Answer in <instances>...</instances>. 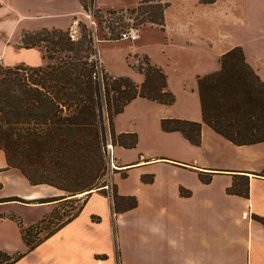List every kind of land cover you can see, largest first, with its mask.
I'll return each mask as SVG.
<instances>
[{
  "label": "crops",
  "instance_id": "crops-1",
  "mask_svg": "<svg viewBox=\"0 0 264 264\" xmlns=\"http://www.w3.org/2000/svg\"><path fill=\"white\" fill-rule=\"evenodd\" d=\"M84 2L0 0L3 66H44L39 49L21 48L23 35L43 29L74 31L87 16ZM233 41L264 82V34L252 52ZM169 60L165 57L166 64L158 66L165 69L176 102L172 106L143 98L132 102L160 109L157 129L147 138L155 148L161 142L164 149L128 161L117 153L135 151L140 136L118 121L122 114L114 120L117 134L135 133L139 139L134 149L113 148L118 167L112 185L118 196L137 200L134 209L116 213L109 189L93 191L75 219L30 250L24 229L41 223L65 200L51 202L62 197L57 189L31 185L19 170L8 167L6 154L0 151V264H264V225L256 219H264V143L236 146L205 124L199 147L178 132H164L163 120L203 122L198 78L220 69L218 61L203 73L195 69L188 79L181 62ZM136 80L141 85L145 77L139 74ZM242 178L248 180V197L229 192L235 181L246 182ZM18 182L20 191L12 186ZM22 211L34 217L27 220Z\"/></svg>",
  "mask_w": 264,
  "mask_h": 264
},
{
  "label": "trees",
  "instance_id": "trees-1",
  "mask_svg": "<svg viewBox=\"0 0 264 264\" xmlns=\"http://www.w3.org/2000/svg\"><path fill=\"white\" fill-rule=\"evenodd\" d=\"M93 3L84 2L87 12ZM149 3L146 0L139 9ZM153 7L159 13L150 23L163 29L165 7L161 3ZM78 25L85 34L77 41L70 30L43 29L23 35L21 48L39 49L46 61L44 66L0 65V151L6 154L8 167L19 170L33 186H51L70 197L105 188L100 183L108 167V136L115 146L134 149L138 145L137 134H117L115 130V118L130 103L137 98L165 106L176 102L166 74L147 57L137 68L145 77L141 85L100 68L91 60L95 55L92 32ZM198 93L203 122L163 120L164 132H178L199 147L205 124L236 146L264 143V82L247 62L241 47L221 57L218 71L198 78ZM242 179L246 182L235 181L229 192L248 197V180ZM73 183L75 188L70 189L67 185ZM112 187L116 213L137 206L135 198L120 197ZM72 199L62 196L51 202ZM82 208L38 242L31 241L32 230L44 225L52 213L36 226L24 229L30 250L75 219ZM256 219L264 225V219Z\"/></svg>",
  "mask_w": 264,
  "mask_h": 264
},
{
  "label": "rangeland",
  "instance_id": "rangeland-1",
  "mask_svg": "<svg viewBox=\"0 0 264 264\" xmlns=\"http://www.w3.org/2000/svg\"><path fill=\"white\" fill-rule=\"evenodd\" d=\"M145 1L98 0L97 3L94 0L87 16L79 22L92 32L95 55L91 60L97 62L100 68L112 76H125L139 85L136 79L141 73L137 68L144 63L146 57L157 67L163 65L162 63L166 64L163 61L165 57H169L170 60L176 59L181 62L185 75L190 79L195 69L203 73L214 67L227 49H234L233 39L243 43L251 52L256 51L261 45V35L264 34L263 0H149V5L139 9ZM159 3L165 7L163 29L150 23L152 18H158L159 11L153 6ZM181 22H183L182 25ZM209 22H216V26L211 27ZM130 26L140 30V39L134 43L121 41L120 33ZM70 32L71 35L74 34L75 41L80 40L85 34L79 25ZM228 32L232 34L233 39ZM183 56L185 58H182ZM192 56H197L198 60L189 58ZM162 70L165 73V69L162 68ZM160 115V109L150 103L144 101L130 103L118 121H121L125 128L136 131L140 136V144L135 151L126 153L118 151L117 154H122L128 161H134L140 153L147 155L156 151L161 152L164 149V147L161 149V142L156 143L155 148L147 138L148 134L151 135L156 131ZM108 138V145L115 148L111 137L108 136ZM106 156L108 167L100 186L105 185L112 194L111 179L115 175L114 167H118V164L114 159L113 151H107ZM78 182L80 181H75L77 185ZM83 184L84 182L81 183ZM12 186L21 190L19 182L12 183ZM67 186L70 189L75 188L74 183ZM95 189L97 187L93 190ZM55 192L63 197L74 199L58 204L47 222L32 230L31 241L38 242L43 239L55 226L74 215L83 205L88 194L86 192L70 197L71 194L67 192L60 190ZM22 212L27 220L34 217V214L28 211ZM5 233L10 236V232ZM15 238L14 233V240ZM12 245L20 247L19 243ZM22 264H31V261Z\"/></svg>",
  "mask_w": 264,
  "mask_h": 264
},
{
  "label": "built area",
  "instance_id": "built-area-1",
  "mask_svg": "<svg viewBox=\"0 0 264 264\" xmlns=\"http://www.w3.org/2000/svg\"><path fill=\"white\" fill-rule=\"evenodd\" d=\"M74 34H72V38L74 39L75 36H73ZM140 38V30L138 28H136L135 26H130L128 27L124 32H122L120 34V40L121 41H128V42H136L138 41ZM4 62V58L2 56H0V65H3ZM107 151H113V147L111 145L107 146Z\"/></svg>",
  "mask_w": 264,
  "mask_h": 264
}]
</instances>
